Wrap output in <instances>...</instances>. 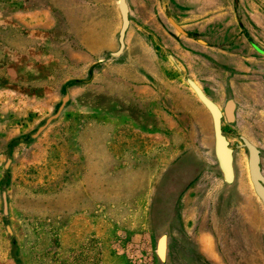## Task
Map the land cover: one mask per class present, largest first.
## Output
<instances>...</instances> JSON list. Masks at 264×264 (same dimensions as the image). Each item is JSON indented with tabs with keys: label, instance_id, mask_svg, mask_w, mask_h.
Listing matches in <instances>:
<instances>
[{
	"label": "rangeland",
	"instance_id": "1",
	"mask_svg": "<svg viewBox=\"0 0 264 264\" xmlns=\"http://www.w3.org/2000/svg\"><path fill=\"white\" fill-rule=\"evenodd\" d=\"M239 1L264 51V0ZM118 2L0 0V264H162L163 235L167 264H264V207L240 139L261 150L264 174V64L245 88L231 75L242 65H192L180 46L194 44L165 17L174 0H126L113 58ZM229 5L189 7L223 33L236 29ZM187 79L238 106L222 120L231 186Z\"/></svg>",
	"mask_w": 264,
	"mask_h": 264
},
{
	"label": "water",
	"instance_id": "2",
	"mask_svg": "<svg viewBox=\"0 0 264 264\" xmlns=\"http://www.w3.org/2000/svg\"><path fill=\"white\" fill-rule=\"evenodd\" d=\"M118 9L121 16V28L118 34V50L110 53V56L117 58L122 55L126 48V33L130 26L129 19V8L126 0H119ZM170 23L174 28L182 35H187L179 26H177L171 19ZM258 50V49H257ZM259 51V50H258ZM264 54L263 51L260 50ZM187 83L190 89L194 92L197 99L205 107V109L210 114L212 119L213 134H214V155L218 163V167L222 173L224 181L231 185L234 181V168H233V153L235 147H231L229 141L223 134L222 130V120L225 117L226 121L232 124L235 120L234 110L235 104L232 100L227 101L223 111L214 103L210 98L206 96L204 91L191 79H187ZM67 98L64 99L66 101ZM60 112V111H59ZM58 116L48 119L47 123H50L53 119ZM42 128L39 130L41 131ZM38 131V132H39ZM242 141V147L247 150L248 153V169L249 177L253 186V190L262 203L264 207V174L261 168V150L254 144L246 140L245 138H240ZM4 207L7 212V203L4 199ZM156 253L162 264H167L166 262V235H163L157 243Z\"/></svg>",
	"mask_w": 264,
	"mask_h": 264
},
{
	"label": "flooded vegetation",
	"instance_id": "3",
	"mask_svg": "<svg viewBox=\"0 0 264 264\" xmlns=\"http://www.w3.org/2000/svg\"><path fill=\"white\" fill-rule=\"evenodd\" d=\"M190 2H192V0H174L173 3L177 7V9H175L173 11L175 17L174 16L172 17L170 12H169L170 15L168 13H166L165 17H166V19H167V21L169 23H170V19H171L184 32H187V35H182L174 28V26H172L182 38H184V39L190 38L192 40V43L194 44L193 46L192 45H189V46H184V45L180 46L179 45V46H180L181 49H183L184 51L189 52L190 54H192L194 56L193 57L195 59L194 63L196 65L202 62V61L199 60L200 59L199 56H201V59H202L203 51H204L203 49H205V48L210 49V46L206 45L207 41L210 42L211 44H214L216 42L227 43L226 40H227L228 36H234L235 34H238L237 32H239V35L240 34L243 35V37L245 39V42H247V44L249 45L250 48L252 47L251 45H253V47L256 49V36L254 35V33H250V31L248 30L247 25H250L249 22H246L245 20H243L244 17L241 18V15L243 16V13H242L241 10H238V7L241 5L239 0H230V3L232 4V12L235 15L234 19H235V24H236V29L237 30L236 29L235 30L234 29H230L231 28L230 27V28H227L223 33L219 32V30H220L219 27H214L212 16H210L207 13L204 14V15L203 14L197 15L195 11L197 9H199L200 6H197V7L195 6L194 8L193 7L191 8V7H189L190 6ZM190 17H191L190 24L188 26H184L183 24H181V23H179L177 21V18L188 19ZM201 43H203V44H201ZM180 44H183V43H180ZM223 47L225 48V46H223ZM253 53H254L253 55L256 56V50L253 51ZM172 61H173V63H175L174 59H172ZM200 65H202V64H200ZM231 75L233 77H235L236 73H231ZM255 75H256V72L255 73L252 72V74L248 73L247 76H244V77H250V80H248V81L243 80L242 77H238V82H239V84L242 83V84L247 85V84H249V82H252L251 80H255ZM235 78L237 80V77H235ZM241 96H242V99H243L245 94H241ZM229 100H232L234 102V104H235L234 115H235V119H236V111H237V107L238 106H237V104L235 102V99L228 98L227 101H229ZM227 101L225 102V105H226ZM225 105L223 106V108L225 107ZM223 108H220V109L223 111ZM223 119H225V117H223ZM234 122H235V120H234ZM261 159H262V152H261ZM233 162H234V157H233ZM233 168H234V166H233ZM261 168H262V166H261ZM234 180H235V172H234ZM223 181H224V179H223ZM224 183L226 184V186H231L232 185V184L228 185L225 181H224ZM167 236L168 235H166V237ZM179 258H181V256H178V259Z\"/></svg>",
	"mask_w": 264,
	"mask_h": 264
},
{
	"label": "crops",
	"instance_id": "4",
	"mask_svg": "<svg viewBox=\"0 0 264 264\" xmlns=\"http://www.w3.org/2000/svg\"><path fill=\"white\" fill-rule=\"evenodd\" d=\"M229 7L230 8L227 10L228 14L232 11L231 3ZM237 33L238 34H235L234 36H228L226 40L228 44L223 43L225 45H222V46H225V48H227L228 50H219V47H220V45H218L219 42L211 44L210 42L207 41L206 45L207 46L209 45L210 49L208 48L203 49L204 51H203L202 59H201V56H199L200 57L199 60L202 62L197 65H200V64L202 65H242L243 70H239L236 72L235 77H237V81H238V77H242L243 80L245 81L250 80V77H244V76H247L251 70H253L252 72L255 73L256 65L264 64V59L261 60V58H264V54L260 52V50L262 51V49L258 47L257 45H256V49L253 47V45H251L253 48L246 47L245 39L243 35L242 34L239 35V32ZM187 39L192 43V40L190 38H187ZM255 50H256V56L253 55L254 54L253 51ZM181 54L187 55L190 58L192 65H196L194 63V60H195L193 58L194 56L192 54H190L187 51H185L184 53H182L181 51ZM255 80H256V75H255ZM240 87L245 88V84L240 83Z\"/></svg>",
	"mask_w": 264,
	"mask_h": 264
}]
</instances>
